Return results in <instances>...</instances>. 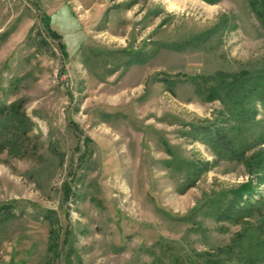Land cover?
<instances>
[{
	"label": "rangeland",
	"instance_id": "374dc122",
	"mask_svg": "<svg viewBox=\"0 0 264 264\" xmlns=\"http://www.w3.org/2000/svg\"><path fill=\"white\" fill-rule=\"evenodd\" d=\"M256 80L252 0H0V264H264Z\"/></svg>",
	"mask_w": 264,
	"mask_h": 264
},
{
	"label": "trees",
	"instance_id": "16d2710c",
	"mask_svg": "<svg viewBox=\"0 0 264 264\" xmlns=\"http://www.w3.org/2000/svg\"><path fill=\"white\" fill-rule=\"evenodd\" d=\"M210 3H214L216 0H205ZM252 4L255 8V11L264 26V0H252ZM53 38L57 40H61L62 37L57 34L55 31L49 32ZM64 47V45H62ZM64 49V48H63ZM257 81V80H256ZM262 81V80H260ZM257 81L250 89L249 94L255 95L257 100L262 103L264 106V81ZM238 83V82H237ZM239 84V83H238ZM232 90L230 93H234L238 90L235 82L230 84ZM244 88V85H241ZM236 89V90H235ZM27 126L25 122V116L20 114V108L18 105H13L11 108L5 111L3 116L0 119V135L1 136H9V135H17V133L26 134ZM198 136L202 138H206L207 142L213 145L216 150L219 148L224 152L226 149H230L229 140L226 136H224V132L222 129L217 128L216 126L204 127L201 128L200 131L196 132ZM5 142V140H3ZM5 145H1L0 148ZM235 152L233 156H235ZM238 157V156H237ZM71 192V191H70ZM255 193L252 191L251 185H243L242 187L236 189L234 191V198L230 199L229 203L226 206V209L221 210L218 215L225 217L227 216L230 219V222H237L242 217V214L252 207V198ZM231 260V259H230ZM229 260V261H230ZM228 261V262H229ZM232 262V261H231ZM211 264H225V261H214ZM236 264H261L260 261H252V260H240L238 259V263Z\"/></svg>",
	"mask_w": 264,
	"mask_h": 264
}]
</instances>
